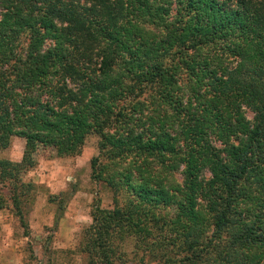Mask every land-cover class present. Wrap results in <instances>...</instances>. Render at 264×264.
Returning a JSON list of instances; mask_svg holds the SVG:
<instances>
[{
  "label": "trees",
  "instance_id": "obj_1",
  "mask_svg": "<svg viewBox=\"0 0 264 264\" xmlns=\"http://www.w3.org/2000/svg\"><path fill=\"white\" fill-rule=\"evenodd\" d=\"M91 134L113 203L91 210L86 264L127 243L140 262L264 264V0H0V151L24 142L0 184L22 227L33 154Z\"/></svg>",
  "mask_w": 264,
  "mask_h": 264
},
{
  "label": "rangeland",
  "instance_id": "obj_2",
  "mask_svg": "<svg viewBox=\"0 0 264 264\" xmlns=\"http://www.w3.org/2000/svg\"><path fill=\"white\" fill-rule=\"evenodd\" d=\"M244 112L250 120V111ZM97 141L96 135H87L79 153L66 157H57L49 148L37 149L34 166L20 175L23 183L31 185L28 200L20 206L24 227L11 205L9 186L0 184V264H86L77 244L90 224L91 210L94 205L110 209L113 203L112 192L91 176L89 162L97 155ZM23 143L11 138L0 158L18 162ZM172 180L180 182V175L172 173ZM122 248L113 264H162L146 256L140 262L143 255L134 253L130 243Z\"/></svg>",
  "mask_w": 264,
  "mask_h": 264
}]
</instances>
